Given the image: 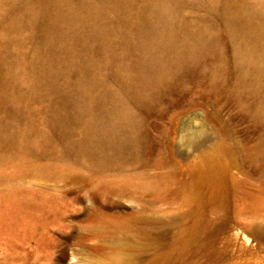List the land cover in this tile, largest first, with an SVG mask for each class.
Wrapping results in <instances>:
<instances>
[{
    "label": "rangeland",
    "instance_id": "374dc122",
    "mask_svg": "<svg viewBox=\"0 0 264 264\" xmlns=\"http://www.w3.org/2000/svg\"><path fill=\"white\" fill-rule=\"evenodd\" d=\"M144 1L106 2L126 9L108 15L110 47L94 53L111 90L123 80L110 61H130L126 35ZM25 4L0 0V123L10 127L0 133V264H264V0H187L182 36L213 42L133 102L140 148L108 162L68 150L81 125L69 141L57 134L51 85L36 75L42 31L10 28ZM75 53L81 66L91 49ZM26 128L46 138L27 145L16 133ZM210 138L228 182L199 157Z\"/></svg>",
    "mask_w": 264,
    "mask_h": 264
},
{
    "label": "bare ground",
    "instance_id": "6f19581e",
    "mask_svg": "<svg viewBox=\"0 0 264 264\" xmlns=\"http://www.w3.org/2000/svg\"><path fill=\"white\" fill-rule=\"evenodd\" d=\"M107 1L22 0L26 4L11 15L10 21V28H22L31 21L41 29L38 47L42 58L36 75L39 82L51 85L49 97L58 112L54 128L59 136L68 140L76 126L81 125L83 136L68 140V150L99 162L121 158L140 148L133 102H142L147 90L156 86L169 71L213 42L212 37L205 35L182 36L185 26L179 12L187 0H145L138 12L135 34L126 35L132 48L130 61L117 55L110 61L113 74L123 80L119 89L111 90L93 69L94 53L109 46V35L116 29V23L108 15L113 18V12L126 9L118 5L112 11ZM214 2L218 4L220 0ZM237 21L243 25L241 17ZM245 29L241 28V36L247 32ZM80 42L87 43L91 49L89 60L81 66L75 53V45ZM248 56L253 57V54ZM257 68L264 73V62L257 63ZM9 129L8 124L0 123V133H8ZM16 133L27 145L46 138L43 133L35 135L31 128L18 129ZM221 147L217 138H210L205 148L200 149L199 157H203L210 170L221 172L228 182L231 178L227 175L228 166L221 164ZM241 238L247 243L258 242L255 236L246 233H242Z\"/></svg>",
    "mask_w": 264,
    "mask_h": 264
}]
</instances>
